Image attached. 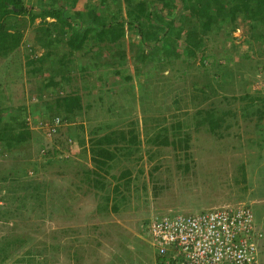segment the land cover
Returning a JSON list of instances; mask_svg holds the SVG:
<instances>
[{
	"label": "rangeland",
	"instance_id": "1",
	"mask_svg": "<svg viewBox=\"0 0 264 264\" xmlns=\"http://www.w3.org/2000/svg\"><path fill=\"white\" fill-rule=\"evenodd\" d=\"M89 1L78 0L76 9L85 13ZM25 3L30 9L42 0ZM150 3L162 9L159 0ZM111 5L126 11L125 0ZM122 15L126 19L127 13ZM40 21L26 26L24 41L16 52L0 57V114L5 120L14 119L2 108L26 105L27 122L33 130L32 138L19 148L8 151L0 146V197H11L8 186L12 184H27L28 191L40 183L43 189L38 202L42 206L24 208L16 218L0 220V246L6 239L24 241L17 242L10 257L1 264H21L18 260L23 257L32 259L31 264H157L156 248L142 233L147 220L162 214L247 205L245 170L254 162V152L248 147L245 135L250 127L245 125L247 119L264 114V38L250 48L246 42L252 33L248 21L239 19L234 40H225V29L219 25L214 30L220 32L205 39V52L210 57L205 64L210 72L202 65V53L190 65L175 61L156 67V62L137 60L127 38V64L114 63V51L98 52V47L77 52L69 64L67 78L56 76V82H60L57 86H45L53 71L39 75L30 72L33 61L45 51L35 46ZM233 42L241 47L239 55L231 58L228 50ZM58 51L61 55L63 47ZM244 53L249 58H241ZM45 67L50 68L51 63L48 61ZM226 67H232L235 77L220 86L214 73L226 71ZM184 68L186 77L180 73ZM206 83L210 86H204ZM196 86H203L205 91L195 90ZM73 93L83 97L84 112L75 121L64 122L58 134L48 136L46 120L56 116L48 117L44 100L54 102L58 96ZM255 101L256 111L248 104ZM209 106L237 113L227 119L232 123L230 129H225L226 121L218 130L222 136L210 132L208 125H197V110ZM98 127L99 135L134 130L140 140V151L131 158L121 154L109 173L103 172L105 188L88 182L85 173L95 169L90 146L93 130ZM79 135L85 140L83 144ZM158 136L168 138L170 144L154 143L152 139ZM48 149L59 151L60 160L48 162ZM257 150L255 147L256 153ZM127 170L131 173L120 177ZM9 172H22L24 176L13 181ZM91 177L96 175L92 173ZM117 184H121L119 194L114 191ZM107 195L110 199L105 209ZM116 199L117 211L112 208ZM7 207L13 209L11 205Z\"/></svg>",
	"mask_w": 264,
	"mask_h": 264
},
{
	"label": "trees",
	"instance_id": "2",
	"mask_svg": "<svg viewBox=\"0 0 264 264\" xmlns=\"http://www.w3.org/2000/svg\"><path fill=\"white\" fill-rule=\"evenodd\" d=\"M110 1L112 4L119 3V0H90L87 3L88 9L84 13L76 9L78 0H47V3L42 0L40 5H34L30 9L25 0H0V57L7 58L17 51L24 41V29L28 24H36L38 19L41 21L36 26L37 44L35 46L42 47L45 51L37 60L33 61L34 66L30 68V72L32 75H39L46 70L53 71V75L46 81L45 86H57L60 82H56V76L62 75V78H67V70H69L70 62H74V55L77 52L93 51L95 47H98V52L114 51V63L127 64V51L124 48V40L127 38L134 46L132 48L135 50L134 57L137 60L156 62V67H159L163 62L175 61H180L182 65H190L191 62H196L199 59V54L202 53L200 60L209 72L210 68L205 64L210 60L205 52L207 49L205 39L220 32L214 30L216 26L219 25L225 29V40H234L233 32L238 28L239 19L242 18L251 24L252 33L246 39L250 48L256 41L264 38V0H159L162 9L153 7L150 0H125L126 11L121 6L113 8ZM179 9H181L180 15ZM164 10L167 11L165 15L163 14ZM123 12L127 13L126 19L123 18ZM27 15L28 17H25ZM61 47L64 51L58 55V50ZM240 47L236 42L232 43L228 50L231 58L239 55ZM148 48L150 52L147 51ZM240 56L249 58L247 53L240 54ZM48 61L51 63L50 68L45 67ZM186 62L187 64H185ZM225 70L214 73L215 82L220 86L235 74L232 67H226ZM116 72L119 73V71ZM180 73L186 77L187 68L182 69ZM128 78L131 77L128 76ZM209 84L206 83L204 86H210ZM195 90L205 91L203 86H196ZM207 97L205 95L204 98ZM44 106L48 117H60L63 123L75 121L85 109L83 97L79 93L58 96L54 102L44 100ZM2 109L9 112L14 119L5 120L0 114V146L12 151L29 141L33 136V130L27 122L28 107L26 105H10ZM195 115L198 126L208 125L210 132L222 136L218 130L226 121L225 129H230L232 123L227 119L229 116L236 117L237 113L232 109L220 111L216 106H209L197 110ZM244 117L246 116L244 115ZM111 126L110 124L109 127ZM100 129L98 127L93 130L90 146L95 169L86 170L85 173H87L88 182L93 181L95 187L105 188L103 172L109 173L121 154L126 158H131L141 149L138 146L140 143L138 134L134 130L128 132L119 129L99 135ZM185 134L189 133L185 132ZM69 137L73 139L74 135L69 133ZM78 138L80 143L85 142L80 135ZM187 140L186 135L185 141L188 142ZM152 141L159 145L170 144L168 138L162 139L160 136ZM46 151L49 157L48 162L54 159L60 160L58 158L59 151H55V153L51 149ZM92 173L96 175L95 178L91 177ZM130 173L127 170L120 177H126ZM9 174L13 181L24 176L22 172L21 175H17L15 172H9ZM7 178L5 177V179ZM26 186L29 185H9L8 193L11 197L4 195L0 197L4 202L3 206H6L5 208L0 206L1 221L16 218L21 209H34L40 202L43 193L42 185L37 183L28 191H26ZM120 187L121 184H117L114 188L117 194L121 193ZM21 188L24 193L19 192ZM29 199L33 201L30 204ZM105 199L104 208L106 209L107 201L110 198L107 195ZM42 204L38 205L42 206ZM9 205L13 207L11 211L7 207ZM112 208L115 211L119 209L118 199ZM17 242L22 244L24 241L22 238L6 239L5 243L0 246V264L10 257L11 250L18 244ZM31 261L32 259L29 257L18 260L21 264H24L23 262L31 264ZM34 264L43 263L38 261Z\"/></svg>",
	"mask_w": 264,
	"mask_h": 264
},
{
	"label": "built area",
	"instance_id": "3",
	"mask_svg": "<svg viewBox=\"0 0 264 264\" xmlns=\"http://www.w3.org/2000/svg\"><path fill=\"white\" fill-rule=\"evenodd\" d=\"M63 124L60 117L46 120L48 136ZM142 231L156 248L157 264H264L258 245L263 233L249 205L156 216Z\"/></svg>",
	"mask_w": 264,
	"mask_h": 264
},
{
	"label": "crops",
	"instance_id": "4",
	"mask_svg": "<svg viewBox=\"0 0 264 264\" xmlns=\"http://www.w3.org/2000/svg\"><path fill=\"white\" fill-rule=\"evenodd\" d=\"M263 103V102H262ZM249 108L257 110V101L250 102ZM245 135L248 147L254 152L250 168L245 170V200L247 205L252 207L255 214V223L258 231L263 233L259 239V259L264 263V114L257 118L247 119ZM255 147L258 148L257 153ZM248 174V176H247ZM248 177V178H247Z\"/></svg>",
	"mask_w": 264,
	"mask_h": 264
},
{
	"label": "clouds",
	"instance_id": "5",
	"mask_svg": "<svg viewBox=\"0 0 264 264\" xmlns=\"http://www.w3.org/2000/svg\"><path fill=\"white\" fill-rule=\"evenodd\" d=\"M263 86H264V84H263ZM163 215H165V214H162V215H159V216H163ZM167 215V214H166ZM156 217V216H155ZM152 219V218H151ZM151 219H149V220H151ZM142 233H143V231H142Z\"/></svg>",
	"mask_w": 264,
	"mask_h": 264
},
{
	"label": "bare ground",
	"instance_id": "6",
	"mask_svg": "<svg viewBox=\"0 0 264 264\" xmlns=\"http://www.w3.org/2000/svg\"><path fill=\"white\" fill-rule=\"evenodd\" d=\"M175 214V213H174Z\"/></svg>",
	"mask_w": 264,
	"mask_h": 264
}]
</instances>
